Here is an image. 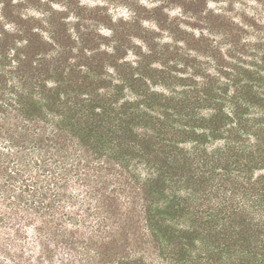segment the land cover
I'll return each instance as SVG.
<instances>
[{"label":"clouds","instance_id":"9594fccd","mask_svg":"<svg viewBox=\"0 0 264 264\" xmlns=\"http://www.w3.org/2000/svg\"><path fill=\"white\" fill-rule=\"evenodd\" d=\"M32 37L44 46L32 68L49 71L29 80ZM5 41L0 160L20 176L0 175V264H264V0H0ZM98 117L110 131L87 143L80 129ZM157 156L189 161L206 190L166 177L149 197ZM173 198L186 212L164 223L200 232L183 259L148 219ZM240 218L258 238L217 248L208 232Z\"/></svg>","mask_w":264,"mask_h":264},{"label":"trees","instance_id":"16d2710c","mask_svg":"<svg viewBox=\"0 0 264 264\" xmlns=\"http://www.w3.org/2000/svg\"><path fill=\"white\" fill-rule=\"evenodd\" d=\"M58 38L60 41L67 45L70 43L67 39L63 36V28L61 27L58 30ZM7 41L0 44V48H6ZM43 45L35 38L32 37L30 40V46L28 49L25 50V54L29 57L27 61H25L22 65L23 72L28 76L29 80H34L36 76H38L40 73L47 74L49 71V67L47 64H43L40 68L33 70L31 60L34 59L35 55L39 53L41 50H43ZM97 59V58H94ZM66 61L58 62L52 69L53 72H55L56 77L58 79H63V64ZM72 77L74 78L75 73L73 72ZM245 95H247V90L244 92ZM47 99L49 101L48 106L51 108L55 105L56 100L58 99V94L54 92H50L47 96ZM26 110L29 112V114H38L39 108L31 101L30 98L23 100ZM222 117L218 116L214 118L211 122H209V127L213 128V130L218 129L220 126H222ZM80 131L83 134V139L87 143H95L100 144L104 137L107 135V132L110 131V129L105 130L103 126V117H98L95 122H88L85 121V126L80 129ZM145 150L149 153L153 152V149L150 144H146ZM156 160L159 162L161 167V176L157 178L155 182H153L151 185H149L146 189V194L153 198V199H159L163 196L164 189L167 187L165 184V178H175V179H186V182L192 185H195L196 190L198 191H204L206 190V187L208 185V180L200 177L196 178L193 174L191 164L189 161L185 160L184 162H180L178 160H174L173 163L169 164L167 159H161L160 157H156ZM44 163V161H40L36 166H39L40 164ZM15 171V169H13ZM44 171H48L47 169H44ZM3 173H7L10 180H16L18 176H20L19 173H17L16 176L12 175V172H8V168L3 167V161L0 160V175ZM43 174V173H42ZM22 179V182L24 184V192H30L32 191V188L28 185V180ZM55 183V182H53ZM5 185H0V191L3 190ZM33 195L35 193L33 192ZM20 198L23 199V194L20 195ZM186 212V207L182 204V202L176 198H173L171 201L168 202L166 207L163 209H156L155 213L151 211V209L148 210V219L149 223L152 228L155 229L156 233H158V236L156 237L157 240L163 239L166 241L169 245H173L175 247L179 248V258H184V251H183V243L187 242L189 245H191V242L193 239L198 238L200 236V232L197 230H194L192 232L187 231H180L177 233V231L172 228L169 225H166L164 223L165 217H170L172 219H175L176 217H182ZM223 219V217H221ZM3 217L0 216V222H2ZM194 224L198 226V228H211L214 224L217 223V221L214 220H206V221H200V220H194ZM233 225L239 226V231L236 232ZM235 234L240 240L245 241V243L251 245V242L256 240L258 238V233L254 232L251 227L244 221L243 218H240L239 220L231 221L228 227L224 230L223 233L221 232H208V238L212 241V243L219 248L221 243H224L226 240V237L228 235ZM227 247V245H225ZM210 259L212 257H209Z\"/></svg>","mask_w":264,"mask_h":264},{"label":"rangeland","instance_id":"374dc122","mask_svg":"<svg viewBox=\"0 0 264 264\" xmlns=\"http://www.w3.org/2000/svg\"><path fill=\"white\" fill-rule=\"evenodd\" d=\"M0 204H2V202H0ZM3 221V220H2ZM39 259V258H38Z\"/></svg>","mask_w":264,"mask_h":264}]
</instances>
